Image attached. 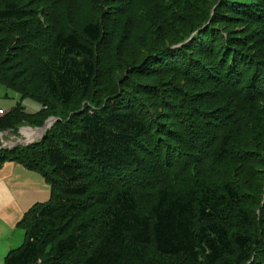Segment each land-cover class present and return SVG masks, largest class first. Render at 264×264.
Returning <instances> with one entry per match:
<instances>
[{"label":"trees","instance_id":"1","mask_svg":"<svg viewBox=\"0 0 264 264\" xmlns=\"http://www.w3.org/2000/svg\"><path fill=\"white\" fill-rule=\"evenodd\" d=\"M190 2L210 4L0 0V83L43 107L19 102L0 132L59 118L40 141L0 142V168L13 160L52 182L5 264H264V0H220L200 24L183 13ZM150 25L178 40L121 63L132 30ZM168 70L183 81L133 76Z\"/></svg>","mask_w":264,"mask_h":264},{"label":"rangeland","instance_id":"2","mask_svg":"<svg viewBox=\"0 0 264 264\" xmlns=\"http://www.w3.org/2000/svg\"><path fill=\"white\" fill-rule=\"evenodd\" d=\"M219 1L220 0H209L210 4L207 7L205 4H202V3H198L197 5V4H192V2H190L189 5L191 7L187 4L188 9L183 13L187 20H193L195 23L200 24L204 19L203 9H205V7L206 9L208 8L209 10L212 8L210 10L211 12L210 15H212L219 4ZM25 2L31 3V0H25ZM211 4H213V6H211ZM197 11H199L200 13H198ZM94 13L98 18L102 16L101 12H94ZM248 20H250V17H248ZM70 22L71 23L74 22V16L70 17ZM110 25H111V30H112L115 25L113 23ZM177 25L178 26L176 28L180 30L188 29L187 23H185L184 25L177 23ZM205 25H207L206 22L202 24V26H205ZM243 26L251 28L252 33H253V29H255L256 31L259 27L254 22L252 23V22H246V21L244 22ZM243 26L237 25V26H228V27L230 30L237 29L236 31L240 32V31H244ZM236 27H241V28H236ZM159 35L160 33L157 32L156 27L152 25H150L149 27L148 26L147 27L138 26L136 29H133L132 33L129 34V39H131L133 42V44H130V45H133V46L132 47L129 46L130 50L127 49V51L124 53L126 54V56L122 58L121 63H125V60L128 58H130V61L132 62L135 58H139L140 61L141 60L144 61L147 58L146 56L148 55V50H155L158 47V45H163L165 43L168 45V43H171V40L177 39V37L174 36V33L170 32L167 34V39L161 42L158 38ZM136 36L140 37V40H139L140 44L138 46H135L134 44V38ZM143 40L145 41V43H142ZM120 41H123L122 37L118 36L116 38V42L118 43V45ZM108 44L109 46L112 44L111 49L113 51L111 50V52H107L106 48H103L105 50V54H106L105 56H112V52H114L113 40H111L110 43ZM116 48L118 49V47ZM256 49L257 51L256 50H253V51H256L257 53L259 48H256ZM166 61L167 60H164V58L155 57L154 59L153 57H151L150 63L153 64L155 62V64L161 65V64H165ZM150 63H149V67H151ZM110 64H111V61L107 59L104 62V68L110 66ZM111 74H115L117 77L121 76L120 75L121 73L119 74V72L117 71ZM133 76L134 78L136 77L138 80H141L144 83L146 82L150 84L163 83V84L169 85V83H167L168 81H172V82L174 81L176 83L183 81L179 72L177 73V71H170V70L165 71V72L163 71H136L133 73ZM108 85L111 86L110 83H108ZM99 89H100V86L98 85L94 90L98 91ZM103 97H106V95L104 94ZM19 102H21L23 107L27 111H30V112H36V111H39L41 108H43L40 102L34 99H31V98L21 99V96L16 91L12 89H8L0 83V107H2V109L4 110H8V109L10 110L14 106L18 105ZM86 103H87L86 101H83L82 106H84ZM52 118H54V120L52 124L48 126L47 130L52 128L55 122L59 119L58 117L54 115L50 116L48 119H52ZM30 129L36 130V129H41V128H35V126H32V125H23L20 127L18 132H14V133L12 131L5 132L3 136L0 138V142L1 144H3V146H10V145L27 146L34 142L40 141L43 138L45 132L47 131L46 130L45 132L40 133L35 138L29 139ZM151 160L154 161V159H151ZM205 162L207 161H204L203 159L198 158L197 164H200L202 169H206L209 166H206L204 164ZM181 173L182 172H180V174ZM128 178L133 181L135 180L133 177H128ZM261 182H264V180ZM51 195H52V182L51 180H48L40 170L30 169L23 163H19L13 160H6L3 163V166L0 168V264H5V258L9 250L19 247L24 242L25 232L21 227H19L18 224L24 218L25 213L34 204L38 202L49 201L51 199ZM248 207H250L251 209H254L252 214L260 213L259 207L258 208L254 207L251 204L248 205ZM97 212L98 211L96 207L93 208L92 211L88 213L87 218L93 217ZM85 217L86 216H84V218ZM232 225H234V222H232ZM262 226H264V224H262L260 227ZM257 230H258L257 231L258 234H260V232L262 231L259 228H257Z\"/></svg>","mask_w":264,"mask_h":264},{"label":"water","instance_id":"3","mask_svg":"<svg viewBox=\"0 0 264 264\" xmlns=\"http://www.w3.org/2000/svg\"><path fill=\"white\" fill-rule=\"evenodd\" d=\"M55 119H57V118H55ZM53 120H54V118H52V119H47L43 126H41V127H35V128H41L42 132H45V131L47 130L48 126L52 124ZM5 132H6V131H5ZM5 132H0V138L3 136V134H4ZM13 144H14V143H13ZM10 146H11V145H10ZM12 146H13V145H12Z\"/></svg>","mask_w":264,"mask_h":264},{"label":"bare ground","instance_id":"4","mask_svg":"<svg viewBox=\"0 0 264 264\" xmlns=\"http://www.w3.org/2000/svg\"><path fill=\"white\" fill-rule=\"evenodd\" d=\"M40 133H42V130L41 129H36V130H31L30 129L29 130V134H30V138L29 139L35 138Z\"/></svg>","mask_w":264,"mask_h":264},{"label":"built area","instance_id":"5","mask_svg":"<svg viewBox=\"0 0 264 264\" xmlns=\"http://www.w3.org/2000/svg\"><path fill=\"white\" fill-rule=\"evenodd\" d=\"M6 113V111L2 108H0V117L3 116Z\"/></svg>","mask_w":264,"mask_h":264},{"label":"crops","instance_id":"6","mask_svg":"<svg viewBox=\"0 0 264 264\" xmlns=\"http://www.w3.org/2000/svg\"><path fill=\"white\" fill-rule=\"evenodd\" d=\"M0 108H2V107H0ZM9 110V109H8ZM8 110H6V111H8Z\"/></svg>","mask_w":264,"mask_h":264}]
</instances>
